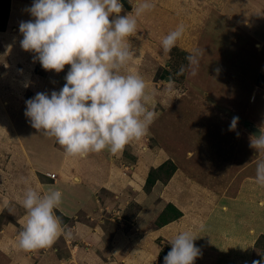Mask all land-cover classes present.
I'll return each mask as SVG.
<instances>
[{
    "label": "crops",
    "instance_id": "0c3cea01",
    "mask_svg": "<svg viewBox=\"0 0 264 264\" xmlns=\"http://www.w3.org/2000/svg\"><path fill=\"white\" fill-rule=\"evenodd\" d=\"M12 1L10 25L7 31L0 32V55L6 54L8 61V70L5 71L7 77L12 78L15 74L20 80H15V91L17 85L25 89L28 84L30 88L41 90L43 84L33 77L36 62L28 57L30 52L24 51L19 43L23 38L19 24L21 20L32 19L27 9L33 0L26 3ZM212 12L222 21V26L228 23L234 28L238 34L235 41L243 36L248 43L254 40L264 43V0H215ZM260 74L264 76V58ZM18 100L21 99H0V123L5 122L3 127L6 129L2 130L1 137L5 136V141L6 136L15 137L12 146L1 144L7 154V165L6 170L0 171V178L6 179L7 184L0 197L11 199L13 195L22 210L17 220L8 219L7 224L0 227V251L9 252L11 256L2 264H164V257L168 254L164 248L168 245L171 249V241L180 231H191L197 237L194 243L202 250V255L194 264H230L231 261L234 264L233 260L240 261L239 250L244 247L241 251L253 259L255 251L246 248L251 230L245 235L240 234V229L225 227L219 221L231 217L230 205L235 206L237 202L232 196V188L237 190L243 183L227 185L231 183L230 179L226 178L224 182V178L215 179L210 174L214 177L208 182L211 186L204 185L207 182L193 180L190 171L183 173L178 167L170 179L156 180L147 198L141 199L151 170L162 167L168 160L175 163L170 154L162 155L161 152V157L157 158L148 154L144 156L145 149L141 153L139 144L133 141L117 154L105 149L90 153L87 158L66 157L55 138L46 137L31 127L25 116L26 107L22 109L25 105ZM18 108L19 114L16 112ZM125 151H131L136 163H124ZM183 156L188 160L193 151L188 149ZM203 160L200 163L204 164L208 174V161ZM215 165L221 166V160ZM51 174H56V178L53 179ZM28 188L41 194L52 190L63 193L62 203L55 212L67 219L63 224L71 229L70 236L61 235L45 249L24 251L17 246L16 238L26 223L22 200ZM105 192L128 196L133 193L137 209L118 219L104 221L99 209L104 207ZM248 262L254 264L256 260Z\"/></svg>",
    "mask_w": 264,
    "mask_h": 264
},
{
    "label": "rangeland",
    "instance_id": "374dc122",
    "mask_svg": "<svg viewBox=\"0 0 264 264\" xmlns=\"http://www.w3.org/2000/svg\"><path fill=\"white\" fill-rule=\"evenodd\" d=\"M11 1L8 10L4 8V0L0 1V29L4 24L6 26V30H0L1 33L7 31L10 25ZM28 1L30 0H22L24 3ZM142 2L144 0H130L133 10ZM148 2L155 5L154 9L140 16L134 15L137 20V36L129 38L134 48L142 47V58L130 62L123 71L126 73L130 69L145 80L146 90L154 98V103L149 107L154 109L158 116L150 126L149 134L136 141V144H139L141 153L145 149L144 156L148 154L157 158L161 157V152L162 155L170 154L176 161L174 160L173 163L168 160L166 163L174 164L176 170L179 167L183 173L190 171L192 179L207 182L204 185H210L211 183H208L210 179L214 177L218 179L219 176L224 178V182L226 178L231 180L227 185L234 183L237 186L243 183L241 187L240 185L237 187L238 192L233 188V192L229 191L237 198L235 206L230 205L231 217L219 221L225 227L240 229V234L245 235L247 230H251L246 248L255 251L253 259L256 262L264 263V205H262L264 187L258 185L255 180L256 160H264V150L260 153L250 146L254 136L251 127L264 128V80L260 79L264 43L257 40L248 43L243 36L241 40L235 41L234 37L238 34L234 28L228 23L222 26V21L216 19L212 12L215 8V0H148ZM133 10H127L123 5L119 15H126ZM180 24L185 26L184 35L168 57L164 58L162 40ZM0 46H2L1 42ZM196 52L202 55L197 75L192 76L185 57ZM6 56V54L0 55V99L4 100L6 97L21 99L18 101L25 105L21 107L22 109L26 107L25 102L33 98L37 92L50 94L51 91H59L65 83L64 77L70 68V65H66L61 73L46 71L37 60L33 77L43 84V88L36 90L33 86L30 88L28 84L27 88L21 89L17 85L18 90L15 91L13 88L15 80L16 82L20 80L16 79L15 74L10 77L11 79L7 77ZM34 56V53H30L28 57L34 59ZM182 65L185 66V72L183 75H177ZM216 69H219V73L215 71ZM169 80L173 83L169 84ZM16 112L19 114V108ZM233 117H238L239 121L236 127L230 130ZM4 123H0V161H2L0 171L4 168L6 170L5 165H7V154L1 148L4 145L10 147L11 143L15 144L14 135L6 136L7 141L5 136L1 137L2 130H6L3 127ZM188 149L193 151V156L184 160L183 153ZM123 155L124 163H136L137 159L131 156V151H125ZM200 160L208 161L209 175ZM220 160L221 166L215 165ZM167 168L169 169L157 170L158 172L152 169L156 173L154 178L163 180L162 182L167 180L169 170L176 171L173 165ZM51 176L54 177L53 179L56 178V174ZM246 177L250 179L244 180ZM6 184V179L0 178V192ZM150 189L151 186L146 180L141 199L147 198ZM225 193H228V190ZM105 195L102 203L104 207L99 209L104 221L118 219L121 215L126 216L129 211L137 209L133 193L128 196L105 192ZM11 197L9 199L11 212L0 209V227L7 224L8 219L17 220L22 211L13 195ZM113 204L115 208L112 207ZM244 248L239 250L240 261L233 260L234 264H250L248 261L253 260L244 255L246 252L241 251ZM231 249L229 248V251ZM164 250L169 252L171 249L167 245ZM7 258H11L9 252L7 254L0 251V264Z\"/></svg>",
    "mask_w": 264,
    "mask_h": 264
},
{
    "label": "clouds",
    "instance_id": "9594fccd",
    "mask_svg": "<svg viewBox=\"0 0 264 264\" xmlns=\"http://www.w3.org/2000/svg\"><path fill=\"white\" fill-rule=\"evenodd\" d=\"M154 7L144 0L133 12L119 15L123 10L120 0H33L27 9L32 19L19 24L22 49L34 53V62L38 60L46 71L61 73L66 65L70 68L59 91L37 92L25 102V116L31 127L55 138L66 157L87 158L90 153L105 149L117 154L149 134L158 116L149 107L154 98L138 73L123 70L142 58V47L134 48L129 39L137 36L134 15L140 16ZM184 32L185 26L180 24L163 38L164 58ZM201 55L196 52L185 57L192 76L197 75ZM215 71L219 73V69ZM184 72L182 65L177 75ZM238 121V117H233L230 130ZM250 146L260 153L264 150V128L253 136ZM256 161L255 180L264 187V160ZM62 197L59 190L45 194L33 188L25 191L22 207L26 210V223L16 238L20 249H45L61 235H71V229L55 212ZM0 209L11 212L7 196L0 197ZM196 239L191 231L178 232L164 264H194L202 255L194 243Z\"/></svg>",
    "mask_w": 264,
    "mask_h": 264
},
{
    "label": "trees",
    "instance_id": "16d2710c",
    "mask_svg": "<svg viewBox=\"0 0 264 264\" xmlns=\"http://www.w3.org/2000/svg\"><path fill=\"white\" fill-rule=\"evenodd\" d=\"M0 1H2V0H0ZM9 4H10V0H4V8H5V10L7 9H9ZM0 30H6V26H5V24L2 26V29H0ZM261 77H263V76H261ZM260 77V79H262V80H264V78H261ZM171 163H165L162 167H160V168H158V169H156V171L158 170V171H160V170H166V169H169V168H167V166H169V167H171V165H173V169H175L176 170V167H175V165L174 164H171ZM155 171V172H156ZM157 171V172H158ZM170 172V174H169V178H167V179H170L171 178V176L173 175V170H169ZM156 173H154V171L152 170L151 172H150V174H149V176H148V179H147V184L149 185V186H153L154 185V183L156 182V180H158L157 178H154V175H155ZM58 216L62 219V221H63V223H64V221L65 220H67V219H65L64 217H63V215L62 214H58ZM262 258V257H261ZM264 259V258H263ZM264 264V263H263Z\"/></svg>",
    "mask_w": 264,
    "mask_h": 264
},
{
    "label": "water",
    "instance_id": "95a60500",
    "mask_svg": "<svg viewBox=\"0 0 264 264\" xmlns=\"http://www.w3.org/2000/svg\"><path fill=\"white\" fill-rule=\"evenodd\" d=\"M120 1L127 10L133 9V5L128 0H120ZM251 129H252L253 135H257V136L259 135L260 129H258L257 127H254V126L251 127Z\"/></svg>",
    "mask_w": 264,
    "mask_h": 264
},
{
    "label": "built area",
    "instance_id": "2783aa9c",
    "mask_svg": "<svg viewBox=\"0 0 264 264\" xmlns=\"http://www.w3.org/2000/svg\"><path fill=\"white\" fill-rule=\"evenodd\" d=\"M53 176H54V175H53ZM53 176H52V178H54Z\"/></svg>",
    "mask_w": 264,
    "mask_h": 264
}]
</instances>
